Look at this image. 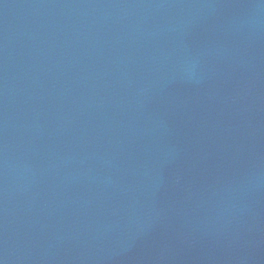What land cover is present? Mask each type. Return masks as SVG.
Segmentation results:
<instances>
[{
  "label": "water",
  "instance_id": "1",
  "mask_svg": "<svg viewBox=\"0 0 264 264\" xmlns=\"http://www.w3.org/2000/svg\"><path fill=\"white\" fill-rule=\"evenodd\" d=\"M0 264H264V0H0Z\"/></svg>",
  "mask_w": 264,
  "mask_h": 264
}]
</instances>
